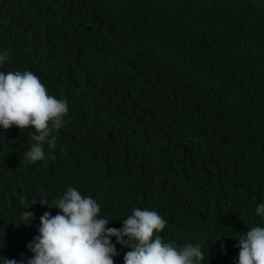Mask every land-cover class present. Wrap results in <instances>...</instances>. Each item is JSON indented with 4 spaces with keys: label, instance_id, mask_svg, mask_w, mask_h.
I'll return each mask as SVG.
<instances>
[{
    "label": "trees",
    "instance_id": "1",
    "mask_svg": "<svg viewBox=\"0 0 264 264\" xmlns=\"http://www.w3.org/2000/svg\"><path fill=\"white\" fill-rule=\"evenodd\" d=\"M5 52L0 72L31 71L69 111L36 162L34 128L0 127V255L32 256L59 211L39 199L71 186L107 227L156 211L164 242L237 264L238 239L264 227V0H0ZM21 198L37 200L30 223Z\"/></svg>",
    "mask_w": 264,
    "mask_h": 264
},
{
    "label": "clouds",
    "instance_id": "2",
    "mask_svg": "<svg viewBox=\"0 0 264 264\" xmlns=\"http://www.w3.org/2000/svg\"><path fill=\"white\" fill-rule=\"evenodd\" d=\"M6 59L5 52L0 55V65ZM68 111L67 101L50 96L31 71L0 72V127L35 129L25 160L45 159L44 143L55 148V137L49 138L50 134L64 126ZM36 202L21 198L23 222L30 223L35 218L28 209ZM39 202L42 207L59 211L56 215L44 212L40 216L39 235L27 244L32 256L17 261L0 255V264H115L114 257L119 252L111 240L113 236L117 243L131 249L124 255V264H201L204 260L199 244L178 249L174 243L163 241L158 233L163 232L167 221L156 211L137 207L121 219V228H115L107 227L109 219L101 218L97 201L82 196L74 187L69 186L62 198L54 201L55 207L49 206L46 198ZM256 211L264 216V203ZM235 247L239 249L237 264H264V227L249 228Z\"/></svg>",
    "mask_w": 264,
    "mask_h": 264
}]
</instances>
